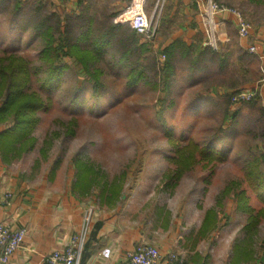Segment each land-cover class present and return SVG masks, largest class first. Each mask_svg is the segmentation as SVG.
I'll return each instance as SVG.
<instances>
[{"label":"rangeland","instance_id":"rangeland-1","mask_svg":"<svg viewBox=\"0 0 264 264\" xmlns=\"http://www.w3.org/2000/svg\"><path fill=\"white\" fill-rule=\"evenodd\" d=\"M68 1L0 0V59L12 52L28 59L33 72L40 65L43 47L37 35L43 28L39 31L36 21L53 14L55 19H62L64 28L81 16L83 26L75 24L73 28L74 34L81 36L87 19L111 23L107 15L120 13L132 0H83L76 12L68 9ZM147 2L156 36L149 39L138 34L140 42L149 48L141 58L126 60V66L118 63L122 55L118 42L108 47L109 54L95 62L104 74L101 81L105 89L93 93L91 81L85 80L89 74L74 59L67 60L74 69L66 72L50 95L43 86L45 74L32 77V90L52 101L47 109L36 113L39 123L33 132L35 148L24 146L12 163L26 174L50 170V176L71 178L73 183L79 163L92 166L102 183L122 188L114 205L107 203L100 188L85 198L113 209L126 198L139 197V206L151 215L159 204H165L176 228L186 232L193 227L199 230L213 210L216 214L211 219L216 228L211 234L198 232L195 237L199 240L201 236V248L211 253L215 264H229L235 241L242 245L251 233L246 225L252 221L250 226L257 224L250 247L255 257L245 264H264V216L251 218L264 207V201L246 175V167L256 161L264 173V59L250 51L256 39L243 45L247 49L250 46L249 50L243 49L238 35L231 33L233 45L219 40L215 52L192 49L184 54L165 53V1L158 6L155 0ZM213 2L239 13L251 30L264 28V0ZM18 3L23 9L18 10ZM154 11L160 13L153 16ZM112 21L120 23L116 18ZM120 24L127 27L130 23ZM87 40L91 41L92 36ZM131 69L144 70L143 80L135 85L128 83ZM165 74L171 79L168 84ZM70 129L73 133L66 137ZM191 140L201 147L222 151L224 157L213 159L193 146L188 149ZM185 147L184 157L193 162L174 179L175 189L165 188L164 175L177 171L175 159ZM178 148L181 150L177 153ZM188 150L195 152L190 155ZM109 195L106 193L105 198Z\"/></svg>","mask_w":264,"mask_h":264},{"label":"crops","instance_id":"crops-1","mask_svg":"<svg viewBox=\"0 0 264 264\" xmlns=\"http://www.w3.org/2000/svg\"><path fill=\"white\" fill-rule=\"evenodd\" d=\"M82 1L69 0L68 9L76 12ZM131 3L120 13L116 11L107 15L111 22L116 18L121 23V15ZM147 3L146 12L150 16ZM155 3L158 6V0ZM207 3L208 0H165L163 26L167 34L162 50L181 54L192 49L200 50L199 53L215 52L219 40L227 46L233 45L231 33H235L243 49H247L243 47L247 41L255 38V55L263 60L264 28L257 26L249 36L242 37L231 12L223 11L215 16L216 47L209 44L206 35L208 22L203 18ZM155 13L160 12L154 11L153 16ZM199 37L202 42H197ZM16 165L0 155V224L24 227L27 234L23 245L10 260L7 263L0 261V264H49L45 257L55 250H64L71 236L81 231L88 214L91 221L78 264H124L127 255L140 243L155 245L159 249L161 257L156 264H172L168 260L171 252L180 253L184 264L216 263L211 253L201 248V236L199 240L195 237L200 229L193 227L186 232L176 228L174 216L165 204H159L154 215L144 213L145 209L138 204L139 197L126 198L113 209L108 205L102 207L95 199L76 194L71 178L50 176V170L30 175ZM215 228L214 224L206 234ZM238 242L235 241L232 252ZM229 264H232L231 260Z\"/></svg>","mask_w":264,"mask_h":264},{"label":"trees","instance_id":"trees-1","mask_svg":"<svg viewBox=\"0 0 264 264\" xmlns=\"http://www.w3.org/2000/svg\"><path fill=\"white\" fill-rule=\"evenodd\" d=\"M21 6L23 5L18 3V10L23 9ZM52 13L57 14L55 11ZM52 15H49L50 17H42L40 21L35 22V27L39 31L43 28L37 34L43 40V47L39 57L40 65L33 72L32 65L28 59L17 56L12 52L0 59V126H2L0 129V155L8 163H12L15 158L20 156V151L24 146L29 148L28 150L35 148L34 143L36 138L33 136V132L39 123L36 113L42 109H47V104L52 101L51 99L44 98L39 92L32 90V77L45 74L43 86L48 88V95H50L51 89H57V83L61 81L66 72L74 69L67 61L74 59V62L80 64L85 72L89 74L90 78L87 77L85 80L91 81L93 93L96 94L99 89H105L106 85L101 81V75L104 74H102L100 68L95 66V62L105 57L107 53L109 54L107 49L111 47L113 42H118L121 47L119 51L122 53L121 61L118 63L123 66H126V60L131 57L141 58L142 53L144 52L145 54L149 48L147 43L140 42L138 33L131 25L126 27L120 23L114 24L112 22L98 24L94 22L93 18H89L85 22L87 25L85 31L81 32V36H76L77 34H74L73 28L75 24L83 26L84 22L81 16L73 25L69 24L61 28L62 19L59 17L55 19ZM96 24H98L97 27ZM116 28H120L121 31H116ZM90 33L91 35L87 37ZM117 34L120 35V38H114ZM91 36L92 40L88 41L87 39ZM83 38H87L85 39V43H82ZM134 64L137 65V62ZM139 70L131 69L128 72L129 84L135 85L143 80L144 70ZM164 77L165 83L168 84L171 79L166 74ZM71 133H73L72 129L68 130L65 136L70 137ZM192 146L199 149L202 154H206V156L213 159L224 157L222 151H213L208 146L201 147L193 140L189 142L188 149ZM180 150L178 148L177 153ZM185 151L186 147L175 159L178 162L177 171L169 173L167 177H165L166 174L164 175L163 183L165 184V188L175 189L176 186L174 184L176 182H174V179L179 177L180 173L182 175L189 168V164L193 162V160L188 161L187 156L184 157ZM194 152L195 150H188V154L190 155L194 154ZM260 167V162L250 163L246 167V175L255 193L264 201V173ZM77 168L76 181L73 183V191L76 194L85 198L92 194L95 189L100 188L104 199L109 205L110 203L112 205L116 203L121 192V185L120 188H113L112 184L102 183L100 176H98L99 172L92 166L87 167L85 164L79 163ZM108 192H110V195L105 198V194ZM243 198L246 199L245 196ZM207 214L200 228V234H204V232L206 233L212 228L210 227V222L215 224V220L214 218L213 220L211 219V215L215 216L216 213L211 210ZM258 216H264V207L254 213L251 218ZM257 220L255 218L256 222ZM251 224L252 221H249L246 225L250 228L251 233L246 235L244 240L241 241L242 245L238 242L234 247L232 264H242V262L251 261L255 257V252L250 247L252 244L251 239L255 237L253 230L257 229V224L253 223V226H250Z\"/></svg>","mask_w":264,"mask_h":264},{"label":"built area","instance_id":"built-area-1","mask_svg":"<svg viewBox=\"0 0 264 264\" xmlns=\"http://www.w3.org/2000/svg\"><path fill=\"white\" fill-rule=\"evenodd\" d=\"M148 0H132L131 5L121 15V20L129 22L132 28L147 38L156 36L157 28L153 26V19L146 12V3ZM165 0H158L159 3ZM204 17L208 22L206 35L209 44L216 47V30L214 27L215 16L219 12H233L226 7H221L213 0H208ZM236 17L238 33L242 37L251 34V27L245 19L239 14L233 13ZM250 51L257 52L255 45L251 46ZM165 57V55H163ZM245 95V94H244ZM91 221V215L85 217V224L81 231L71 236L69 243L64 250H55L45 257V261L49 264H78L84 245L88 236V225ZM27 234V229L15 228L9 224H0V261L7 263L12 255L23 245ZM161 254L155 245L140 243L136 249L129 253L124 264H156ZM168 260L172 264H184V257L178 252L168 254Z\"/></svg>","mask_w":264,"mask_h":264}]
</instances>
